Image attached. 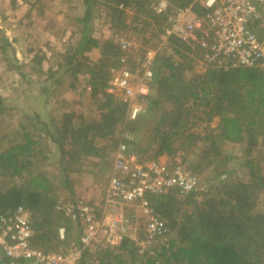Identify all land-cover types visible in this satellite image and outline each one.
Segmentation results:
<instances>
[{"label": "trees", "instance_id": "16d2710c", "mask_svg": "<svg viewBox=\"0 0 264 264\" xmlns=\"http://www.w3.org/2000/svg\"><path fill=\"white\" fill-rule=\"evenodd\" d=\"M168 1L173 8L192 2ZM153 2L84 0L83 14L73 17L80 26V36L73 48L65 47L57 70L43 69L45 57L42 50H36L30 62L23 66L37 67L40 78L46 76L45 80H30L20 71L22 64L16 66L21 80L27 83L29 93L34 96V124L48 133L50 144L56 147L60 160L69 158V162L80 161L88 155L102 156L106 148L103 145L117 147L121 137L118 134V139H115L114 134L120 124L121 131L124 122L127 129H133L136 134L140 131L136 138L133 136L125 140L129 150L137 156L152 148L156 150L155 157L164 153L174 154L177 150L173 145L174 139L184 138L190 146L203 142V158L211 162L220 155L217 145L244 144V154L248 157L246 164L251 169L249 181L233 179L224 183L219 192L200 201L195 199L197 191L185 196L174 191L158 195L146 193L152 212L165 221L169 235L167 245L154 247L152 254H141L139 262L264 264V215L257 207L259 192H264V176L256 162L260 152L264 158V70L258 67L229 70L206 67L203 74L187 76L186 72L192 70L197 61L200 62L201 52L171 37L169 46L172 55L165 53L157 58L155 76L149 85V92L141 95L144 109L137 119L127 121V102L106 91L110 69L131 60L132 67L139 65L146 51L141 49L140 56L135 59L130 51L121 49L117 38L125 37L131 28L138 34L150 32L152 39L163 34L167 16L174 10L170 7L163 13H157ZM127 7L133 11L134 26L125 18ZM95 10L107 17L106 23L111 29L103 38L93 34ZM194 10L202 11L197 6ZM73 33L75 31L70 36ZM150 40L143 38L144 43ZM0 44L1 52L10 50L14 54V48L2 30ZM94 50L100 52V58L91 61L87 54ZM123 58L124 62H121ZM67 75L72 79V88L80 82L79 76L85 75L87 85L83 91L89 92L92 101L97 103L99 112L96 117L88 120L86 115L75 110L63 112L58 117L53 112H45L52 87L62 84ZM5 103L0 93V113L4 111ZM39 109L45 113L42 114ZM215 119L216 126L211 127ZM197 121L203 125L201 131L192 128ZM27 129L22 127L16 132L23 140L4 148L0 146V172L20 179L19 184L0 189V213L24 205L32 212L34 245L46 251L64 249L73 239H70L66 229L65 238H58L60 224L54 215L55 200L49 197L53 187L46 172L31 168L30 155L38 141ZM218 160V165L222 167L217 175L220 176L226 173L230 157L221 156ZM64 169L67 170V167ZM120 249L129 253L131 264H135L137 247L129 238L123 239ZM90 255L85 252L79 264H95L90 262ZM99 255L96 264L122 263L120 256L113 255L111 250Z\"/></svg>", "mask_w": 264, "mask_h": 264}, {"label": "built area", "instance_id": "2783aa9c", "mask_svg": "<svg viewBox=\"0 0 264 264\" xmlns=\"http://www.w3.org/2000/svg\"><path fill=\"white\" fill-rule=\"evenodd\" d=\"M196 6L201 13L194 10ZM153 7L157 13H163L167 10V1L158 0ZM172 9L159 41L145 52L140 63L139 71L145 72V78L148 79L161 54L172 55L171 37L197 48L201 52L200 62L206 67L264 70V0H192L186 6ZM117 43L124 51L132 46L125 38H117ZM132 77L131 71L123 69L110 80L107 89L110 93L115 89L124 91L122 100L128 104L127 121L135 120L144 109L134 99L149 92L143 82L135 91L131 87ZM126 139L129 138L122 136L115 149L103 200L106 206L117 210L138 205L147 215L146 233L138 249L144 254L157 237H163L162 244L167 245L169 235L165 221L152 212L146 193L158 195L174 191L185 196L198 190V178L181 164L143 162L129 150ZM57 209L78 221L81 234L66 248L56 251L34 245L33 217L29 208L20 205L10 212L0 213V264H79L85 252H101L108 248L119 253L123 239L129 238L130 217L117 214L105 223L104 208L82 200ZM58 238H65L64 227L58 228Z\"/></svg>", "mask_w": 264, "mask_h": 264}, {"label": "rangeland", "instance_id": "374dc122", "mask_svg": "<svg viewBox=\"0 0 264 264\" xmlns=\"http://www.w3.org/2000/svg\"><path fill=\"white\" fill-rule=\"evenodd\" d=\"M27 1V0H20ZM158 0H154L157 2ZM167 1V10L172 6ZM153 2V4H154ZM29 7L35 10V19L30 21V11L28 9L22 11L25 13V19H22L26 26L29 27L34 23L40 24L41 22L46 23L49 26V33L53 38V42L57 47H74L76 40L80 36V26L73 20L74 16H81L85 10L84 0H29ZM99 10L94 11V20L92 23L93 34L97 38H103L110 32V26L106 23L107 17L103 13H99ZM125 18L131 21V26L136 24L133 23L134 15L130 8H126ZM75 31L72 36L71 32ZM69 36V37H68ZM161 36V35H160ZM68 38V39H67ZM132 43V46L127 50L130 51L133 58H138L141 53V49L153 48L154 44L160 39L151 38L150 32L138 34L136 30L127 31L125 37ZM143 38L151 39L150 41L143 42ZM1 47V44H0ZM44 50V48H43ZM46 52L48 49L45 47ZM145 51V52H146ZM163 53L162 56H164ZM91 61L98 60L100 58V52H91L87 54ZM167 56V55H166ZM45 57V56H44ZM46 59V58H45ZM48 59V58H47ZM21 60H18L10 50L4 53L0 51V93L5 99V109L0 113V146L1 148L13 145L23 140V137L16 135V132L21 131L22 127H27L30 131L32 138L37 139L38 143L34 146V152L30 158L33 169L42 170L49 176L50 183L52 185V192H50V199L55 200L54 215L57 218L60 226L64 227L70 239H77L81 234V227L78 221H75L68 217L62 210L57 209L58 206L65 208L70 204H74L75 201L82 200L89 205L96 206L97 208L110 209L111 218L114 215L119 214L120 216L130 217V230L129 239L133 242L134 246L137 247V256L135 257V264H140L139 256H143L139 253L138 249H141L140 243H143L144 235L146 233V222L147 215L138 206H128L123 209L117 210L113 206L105 205L103 200L104 190L108 184L109 174L114 163V152L116 146L114 145H103L106 148L103 149L102 156L88 155L82 160L77 162H69V158L60 160L56 147L50 144L48 133L41 129L37 124H34V115L32 113L35 107L34 96L29 93V86L26 85L25 81L21 80L18 74L16 66L21 65L20 71L25 73L27 76L32 77L30 80H39L40 76L37 71V67L23 66ZM132 60L129 63L121 64L118 68H111V76L108 81L119 74L121 70L127 69L132 72L131 87L136 91L138 84L143 82L148 88L155 76V67L150 71V76L144 77L145 72L139 71V65L132 67ZM155 66V65H154ZM206 70V66L197 61L194 68L186 72L187 76H194V74H203ZM85 75L79 76V81L76 83V88L70 86L71 77L69 75L64 76V82L56 87H52V91L49 95L48 104L49 109L47 112H53L58 116L62 115L63 112L71 110L82 112L86 115V119L90 120L96 117L99 112L97 103L93 102L90 98L89 92L83 91L86 84ZM42 78V77H41ZM40 78V79H41ZM44 80V79H43ZM36 87V85L34 86ZM43 87H46L43 85ZM108 89V87H107ZM106 89V91H107ZM108 92V91H107ZM112 94L117 99L124 98V91L115 89ZM134 102L143 105L141 97L137 96ZM34 106V107H33ZM141 115V114H140ZM139 117V115L137 116ZM127 118V117H126ZM137 119V118H136ZM217 119L211 122L210 126L215 127ZM148 123H146L147 125ZM199 124V125H197ZM195 127H192L195 131H201L202 123L197 121ZM121 125V124H120ZM120 125L116 129L114 134L115 139L127 136L132 139L140 132L136 134L133 129H127L125 122L123 126ZM145 125V126H146ZM144 126V127H145ZM144 127L142 129H144ZM27 129V130H28ZM173 145L177 148L174 154L164 153L160 156L155 157L156 150L150 149L146 153H140L138 156L143 162H159L167 165L181 164L189 168L192 172H195L198 178V190L195 199L198 201L202 200L206 196H211L219 192L220 187L233 179H243L249 181L251 177L249 172L251 169L247 167L246 160L248 157L244 154V144L241 143H226L217 145L221 156H229L230 160L226 165V173L217 176L222 167L218 165V158L209 162L203 158L204 144L198 141L195 146L188 145L184 138H176L173 141ZM260 152L256 158L258 168L260 169L261 175L264 176V158ZM255 155V154H254ZM253 157V156H251ZM69 162V163H68ZM67 167V170L64 168ZM20 183V179L17 177H7L0 172V189L11 184ZM258 210L264 215V192H259ZM99 210V209H98ZM103 211V210H102ZM101 212V210H100ZM128 238V237H127ZM163 237H157L145 251V254H152L153 248L158 247L162 244ZM62 248V246H61ZM110 250V249H106ZM105 250V251H106ZM104 252L95 251L92 252L89 259L91 263H97L99 260V254ZM119 253L113 255H119L122 263L131 264L132 259L129 257V253L123 250H119Z\"/></svg>", "mask_w": 264, "mask_h": 264}, {"label": "crops", "instance_id": "0c3cea01", "mask_svg": "<svg viewBox=\"0 0 264 264\" xmlns=\"http://www.w3.org/2000/svg\"><path fill=\"white\" fill-rule=\"evenodd\" d=\"M29 6V0L25 2L20 0H0V30H2L5 38L14 48V55L18 60L22 61L21 63L27 64L36 50H42L46 58L43 60V69L55 71L61 63V53L64 52L65 45L63 51L61 49L62 46L57 47L55 42H53V35H50L48 31L49 26L46 23L41 22L38 25L34 23L29 27L26 26V23L22 21V19L26 18L25 13L23 15L22 11L28 9L27 7ZM29 11L30 21H34L35 10L29 7ZM45 47L48 49V53ZM96 51L99 52L98 50H94L93 53ZM45 77H42L40 81L45 80ZM30 78L33 79L32 77ZM48 107L49 105L46 104L45 112L49 109ZM39 111L42 112L40 109ZM45 112H42V114ZM102 212L105 223H109L111 221L110 209L103 210Z\"/></svg>", "mask_w": 264, "mask_h": 264}]
</instances>
